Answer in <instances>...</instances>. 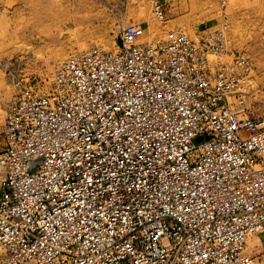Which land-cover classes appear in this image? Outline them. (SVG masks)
<instances>
[{
    "label": "built area",
    "instance_id": "built-area-1",
    "mask_svg": "<svg viewBox=\"0 0 264 264\" xmlns=\"http://www.w3.org/2000/svg\"><path fill=\"white\" fill-rule=\"evenodd\" d=\"M154 11L164 19L160 0ZM120 35L118 50L71 54L47 93L25 83L9 105L0 264H264L248 251L264 231L250 59L222 30Z\"/></svg>",
    "mask_w": 264,
    "mask_h": 264
},
{
    "label": "rangeland",
    "instance_id": "rangeland-1",
    "mask_svg": "<svg viewBox=\"0 0 264 264\" xmlns=\"http://www.w3.org/2000/svg\"><path fill=\"white\" fill-rule=\"evenodd\" d=\"M155 1L0 0V151L6 113L22 84L47 93L59 62L94 46L118 50L121 29L131 23L145 26L143 40L224 31L231 48L252 63L256 90L250 99L257 102L251 111L264 114V0H160L163 20L155 15ZM248 251L264 252V231L251 237Z\"/></svg>",
    "mask_w": 264,
    "mask_h": 264
},
{
    "label": "water",
    "instance_id": "water-1",
    "mask_svg": "<svg viewBox=\"0 0 264 264\" xmlns=\"http://www.w3.org/2000/svg\"><path fill=\"white\" fill-rule=\"evenodd\" d=\"M201 139H202V137H199V138H198V140H201Z\"/></svg>",
    "mask_w": 264,
    "mask_h": 264
}]
</instances>
